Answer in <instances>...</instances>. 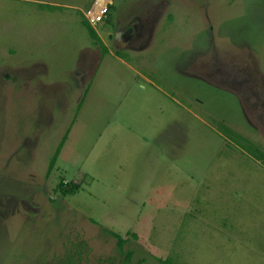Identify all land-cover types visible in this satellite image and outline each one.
<instances>
[{"label":"rangeland","instance_id":"374dc122","mask_svg":"<svg viewBox=\"0 0 264 264\" xmlns=\"http://www.w3.org/2000/svg\"><path fill=\"white\" fill-rule=\"evenodd\" d=\"M92 2L0 0V264H264V0Z\"/></svg>","mask_w":264,"mask_h":264},{"label":"trees","instance_id":"16d2710c","mask_svg":"<svg viewBox=\"0 0 264 264\" xmlns=\"http://www.w3.org/2000/svg\"><path fill=\"white\" fill-rule=\"evenodd\" d=\"M42 5H48V7H52L51 4H40V6ZM112 7V5L110 6V8ZM110 13V12H109ZM110 15L108 14V18L107 21L110 20ZM85 23L88 26V30H89V35L91 36V38L94 41H97L102 47H103V51L106 50V47L103 45V43L101 42L99 36L97 35V33L90 27V25L87 23V21L85 20ZM86 91V90H85ZM226 133L228 134H234V135H238L236 134L234 131H232L230 128L226 127L225 128ZM69 132V129L66 130V132L64 133V135L61 137L53 155L51 156L49 163H48V170H47V174H50V172L52 171L55 162L57 160V157L59 155V152L67 138V134ZM260 157L264 158V153L259 152ZM62 185H63V181H61L58 184V188L62 189ZM77 189V184H72L70 188L66 189L67 192L69 193H74ZM64 192V191H63ZM90 221L93 223H96L94 219L90 218ZM103 232H105L106 234L110 235L112 238L115 239V246H116V251L119 254V258H118V262L117 264H132L131 260L133 257V251L126 249L125 248V244L127 243L128 239H125L121 234H119L118 232H115L113 230H109L105 227H103ZM128 235L133 236L134 238L136 237V235L134 233L131 232H127ZM65 251L59 255V256H54V262L52 264H82V256L84 257L85 263H86V258H87V253H88V246L87 244L83 241V240H74V241H68L67 244H65L62 247ZM157 260L159 262H161L162 264H174L172 262H170L169 260H162L160 258H157ZM113 258H106L103 259L102 264L104 262H106L107 264H113Z\"/></svg>","mask_w":264,"mask_h":264},{"label":"built area","instance_id":"2783aa9c","mask_svg":"<svg viewBox=\"0 0 264 264\" xmlns=\"http://www.w3.org/2000/svg\"><path fill=\"white\" fill-rule=\"evenodd\" d=\"M111 4V0H93L90 8L84 12V18L87 23L94 28L98 23L106 20Z\"/></svg>","mask_w":264,"mask_h":264},{"label":"crops","instance_id":"0c3cea01","mask_svg":"<svg viewBox=\"0 0 264 264\" xmlns=\"http://www.w3.org/2000/svg\"><path fill=\"white\" fill-rule=\"evenodd\" d=\"M111 1H112V4H113V0H111ZM112 4H111V5H112Z\"/></svg>","mask_w":264,"mask_h":264}]
</instances>
